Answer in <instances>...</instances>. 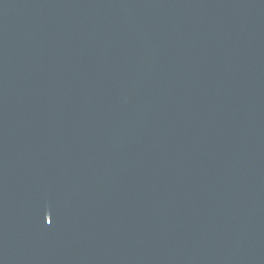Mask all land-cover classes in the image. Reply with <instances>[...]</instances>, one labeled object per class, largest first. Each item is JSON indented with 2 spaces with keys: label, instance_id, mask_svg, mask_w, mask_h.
I'll list each match as a JSON object with an SVG mask.
<instances>
[{
  "label": "water",
  "instance_id": "95a60500",
  "mask_svg": "<svg viewBox=\"0 0 264 264\" xmlns=\"http://www.w3.org/2000/svg\"><path fill=\"white\" fill-rule=\"evenodd\" d=\"M0 264H264V0H106Z\"/></svg>",
  "mask_w": 264,
  "mask_h": 264
}]
</instances>
